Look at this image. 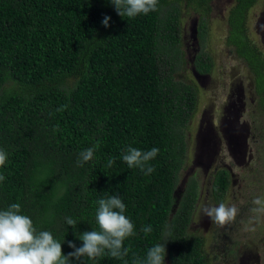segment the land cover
Returning a JSON list of instances; mask_svg holds the SVG:
<instances>
[{"label": "trees", "instance_id": "16d2710c", "mask_svg": "<svg viewBox=\"0 0 264 264\" xmlns=\"http://www.w3.org/2000/svg\"><path fill=\"white\" fill-rule=\"evenodd\" d=\"M209 1L158 0L157 11L128 18L117 15L112 0H0V149L7 153L0 167V211L19 203L20 214L37 232H51L64 256L74 251L68 242L81 247L83 233L99 230L100 199L118 196L134 225L135 235L123 244L127 256L105 250L93 260L70 258L69 264L143 261L165 226L169 264H205L200 239L186 234L192 182L169 217L183 152L176 129L193 110L195 93L161 75L160 49L178 41L182 4L197 13L202 28ZM256 1L233 0L224 41L251 72L264 106V54L245 26ZM195 70L207 72L209 64L198 58ZM6 82L15 88L5 89ZM62 105L67 109L57 111ZM97 143L93 159L78 166L79 154ZM129 147L159 149L148 162L155 171L129 168L122 159ZM226 183L225 170H218L214 194H222ZM68 217L77 221L74 228ZM147 225L153 231L145 234Z\"/></svg>", "mask_w": 264, "mask_h": 264}, {"label": "rangeland", "instance_id": "374dc122", "mask_svg": "<svg viewBox=\"0 0 264 264\" xmlns=\"http://www.w3.org/2000/svg\"><path fill=\"white\" fill-rule=\"evenodd\" d=\"M232 2L210 0L202 28L197 13L182 4L178 41L172 48L160 49L161 75L195 93L193 110L176 129L183 152L174 174L169 217L192 182L195 201L186 234L200 239L205 264H264V216L251 212L253 199L264 196V106L258 103L251 72L224 41L226 12ZM245 26L247 36L264 54V0L247 11ZM198 58L209 64L207 72L195 70ZM13 84L6 82L4 88H15ZM215 168L228 172L221 195L212 191ZM220 203L239 209L235 221L221 229L199 210L201 205ZM167 231L165 226L160 241L164 247ZM163 264H169L166 254Z\"/></svg>", "mask_w": 264, "mask_h": 264}, {"label": "clouds", "instance_id": "9594fccd", "mask_svg": "<svg viewBox=\"0 0 264 264\" xmlns=\"http://www.w3.org/2000/svg\"><path fill=\"white\" fill-rule=\"evenodd\" d=\"M117 15L121 17L134 18L137 15H147L157 11L158 0H112ZM110 17L105 16L102 25L109 26ZM68 105H62L57 111L66 110ZM99 143L88 148L79 154L77 165L83 167L84 163L93 159L95 150ZM159 149L152 148L149 151H141L129 147L122 159L129 168H139L145 175L155 171L148 162L154 159ZM7 160V153L0 149V167H3ZM114 158H109L107 166L111 167ZM5 179L0 175V182ZM98 209L95 220L98 231L83 233L79 239L83 244L76 247L68 242V247L74 251L67 256L62 254L61 243L54 239L49 231H39L33 226L32 220L27 215H22L19 203L11 204L7 210L0 211V264H69L70 258L77 260L87 257L93 260L101 256L105 250L111 257L123 258L127 256L129 249L123 247L125 239L135 235L134 225L124 215L125 204L116 196H109L107 199L97 201ZM251 212L258 216H264V196L256 197L252 201ZM200 212L209 217L213 224L220 228L230 225L236 219L239 209L235 206H227L220 203L218 206L201 205ZM68 226L75 227L77 221L71 217L66 218ZM255 231V228L249 229ZM142 231L145 234L153 231L151 225L145 226ZM166 250L163 244H156L147 251L146 258L141 261L136 259L133 264H163Z\"/></svg>", "mask_w": 264, "mask_h": 264}, {"label": "flooded vegetation", "instance_id": "af4514ba", "mask_svg": "<svg viewBox=\"0 0 264 264\" xmlns=\"http://www.w3.org/2000/svg\"><path fill=\"white\" fill-rule=\"evenodd\" d=\"M220 169H223V170H225L224 168H215L214 169V171L212 172V185H213V178H214V175H215V173L218 171V170H220ZM225 172H226V181L228 180V172H227V170H225ZM225 189H226V187H225ZM225 191V190H224ZM221 195V194H220ZM221 229V228H220ZM214 237L215 238H217L218 237V234H217V232L215 233L214 232ZM216 240V239H215ZM218 241H219V238L216 240V245H218ZM225 243H227V242H225ZM223 248H225V247H223ZM203 253V252H202ZM204 261H205V259H204Z\"/></svg>", "mask_w": 264, "mask_h": 264}]
</instances>
